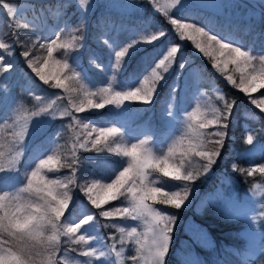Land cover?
<instances>
[{
	"label": "trees",
	"instance_id": "1",
	"mask_svg": "<svg viewBox=\"0 0 264 264\" xmlns=\"http://www.w3.org/2000/svg\"><path fill=\"white\" fill-rule=\"evenodd\" d=\"M223 1L221 9L198 2L172 10L168 15H165L164 11L160 12L158 9L148 7L146 3L140 6L142 8L139 12H128L130 14L128 15L124 11L125 7L114 6L108 0H98L96 3L93 1L86 6L87 19L84 21L83 47L69 50L68 53L70 64L77 68L81 77L66 79V91L65 88L51 87V81L48 85L44 84L28 66V60L22 53L28 51L35 64L37 58L46 55V49H41L39 45L50 43L56 39L57 35L61 37L58 42L70 39L73 30L82 19L85 8L79 6L78 0H8L17 8V19L9 18L6 11L0 12V42L10 44L12 51V55L8 56L5 50H0V55H4L6 62L13 65L12 70L0 74V151L7 154L13 146L12 133L16 130L10 126L13 120L20 122L17 127L23 126L28 121H31L32 125L25 139L24 151L18 157L16 166L18 171L0 174V184L3 185L4 190L13 191L23 187L26 183L24 178L27 172L46 155L53 153L60 155L65 164L72 159L71 153L73 144L77 140V134L82 140L88 129L85 130L77 125L69 127L72 124V116L60 115L66 106L72 109L68 103L70 99L74 100L76 105L84 101L86 111L84 113L73 111L72 114L83 118L85 123L93 126H117L122 130L128 128L138 134L141 131H147L151 139L160 141L174 137L180 142L181 151L188 147L186 126L191 117L186 113L192 102L199 94L203 95L204 101L201 108L209 109L203 110L208 111L206 114L210 113L214 117L219 115V110L224 108L225 100L221 98L223 96L233 104L229 127L224 130L226 131L224 145L219 148L220 155L216 158L217 162L212 165L211 170L201 175L190 186L192 190L185 206L181 209L168 207L170 213L177 216V220L174 224L173 239L166 257V264H187L185 259L177 255L180 243H187L200 264H264V219L255 225L260 235L256 240V245L251 248L248 246V250L244 235L246 223L229 218L220 211L206 209L204 205H200V209H194L197 202L203 201L206 192L221 185V174L219 173L228 162L239 165L240 159L237 157L239 146L236 136L242 122L254 123L253 125L258 130L257 143L261 151L264 150V113L260 112L259 108L251 102L252 99H264V88L248 94L241 92L237 86L240 84L241 77L240 73L235 71V67L230 64L228 72L213 67L210 56L201 53L191 40L180 39L179 33L169 19L171 17L181 22L193 23L203 27L210 34L240 45L244 50L256 56L264 55V12L257 11L243 0ZM255 2L264 11V4ZM231 4L234 5L232 8ZM25 21L31 27L17 28L18 23ZM159 30L165 32L164 37L151 45L141 43L125 58L122 70L113 72L111 65L115 62L116 50H120L136 38L137 33ZM105 39L112 42L114 49L105 43ZM175 45L180 47L177 61H186V68L180 69L178 63L173 64L150 103L125 101L119 107L112 104L106 105L103 109L87 106L85 92L100 93L101 89L108 87L109 84L114 89L119 90L123 87L127 90V85L122 82L133 79L136 82L135 86L138 87L139 82L145 76L151 75L155 63L163 58L167 49ZM62 55L63 50L55 51L54 59ZM256 64L258 66L259 61H256ZM45 71L51 74L56 71V66L50 63ZM228 75L234 77L235 83L227 80ZM37 97L40 99L37 100ZM87 98L99 100L100 96ZM44 106L54 108L55 119L51 116H31L32 111ZM169 112L174 116H170ZM214 130V127H209L205 131ZM181 137H184L183 141ZM92 138H95V133ZM120 138V135L116 137L117 142ZM206 139L211 140L215 137L206 136ZM216 147L214 144H207L209 150ZM156 148L159 150L157 146ZM75 150L77 157L81 160L78 165V177L81 178L102 179L112 170L113 164L126 159L116 156L114 152L86 151L78 146ZM261 151L252 158V161L263 160L264 151L263 153ZM201 163L203 161L198 158H192L191 170H199ZM50 174L58 179L66 180L71 178V169L63 166ZM222 175L231 185L240 184L238 188L244 184L237 170H225L222 171ZM159 177L162 178V176ZM255 178L264 182L262 173L255 175ZM166 179L174 186L179 183L169 178ZM80 182L84 183V180L81 179ZM239 191L242 189L239 188ZM2 194L3 192L0 191V195ZM73 194L78 206L83 202L96 214L99 224L96 231L100 238L102 236L106 238L110 234L120 237L117 229L111 227L113 223L121 224L126 230L130 227L129 220L124 221L120 218L106 220L99 216V210L92 208L87 196L79 188L73 189ZM120 203V200H117V203L110 201L104 205V208L116 207ZM260 203L263 205L264 216V194ZM184 220L192 222L193 232L190 231L191 226L186 227V223L182 224ZM105 225L108 226L105 227ZM199 234H202L205 240H201ZM61 240V252L58 256L66 253L65 260L68 264H75L78 260H87L85 257L78 256L77 252L70 251L72 248H80L81 245L66 243L67 237H62ZM253 247L256 249L252 253L250 249L253 251ZM125 252L129 253L130 248H126Z\"/></svg>",
	"mask_w": 264,
	"mask_h": 264
},
{
	"label": "snow or ice",
	"instance_id": "2",
	"mask_svg": "<svg viewBox=\"0 0 264 264\" xmlns=\"http://www.w3.org/2000/svg\"><path fill=\"white\" fill-rule=\"evenodd\" d=\"M156 2V0H154ZM90 0H78L79 6L85 8L82 19L73 30L70 39L58 42L61 37L48 44H40L41 49H46V55L37 58L34 64L30 58V53L25 51L22 55L28 60V66L36 73L39 79L46 85L51 83L53 88H65L66 79H78L81 73L76 67L70 64L69 50L83 47L84 21L87 19V9ZM182 5V0H166V7L163 9L165 15L177 6ZM158 10H160L158 8ZM7 13L12 20H16L17 8L8 0H0V12ZM171 24L179 33L180 39L191 40L195 47L205 56H210L213 67L229 71V65L235 67V71L240 73L239 90L245 94L256 92L264 88V55L256 56L240 45L234 44L230 40H224L215 34H210L203 27L193 23L181 22L179 19L169 17ZM11 27V24H9ZM31 27L26 21L17 24V28ZM63 31V29H61ZM15 34V33H13ZM165 36L163 30L151 31L138 34L126 46L115 51V62L111 65L113 72L122 70L125 58L130 55L141 43L153 44ZM105 43L114 49L111 41L105 39ZM35 46V45H33ZM0 50H5L8 56L12 55L11 45L0 42ZM63 50V55L54 59V52ZM179 45L171 46L166 54L151 70L150 76L139 82L135 86V80L124 81L127 90L121 87L114 89L111 84L101 89L100 93L85 92L86 103L89 108L103 109L106 105L116 104L118 107L125 101H140L148 104L152 101L154 94L158 90L160 83L166 78L173 64L178 63L180 69H185L187 62L177 61ZM219 57V58H218ZM256 61H259L257 66ZM56 66V71L48 74L46 69L49 64ZM13 65L7 63L4 55H0V74L12 70ZM69 73V74H66ZM227 80L235 83L234 77L228 75ZM67 91V89L65 88ZM75 91V89H73ZM100 96L99 100L87 98ZM61 99V97H57ZM224 108L219 110V115L211 119H198L195 114L191 115V120L187 124L188 147L177 152L175 144L169 145L167 150H157L154 142L149 138L140 139L138 142L124 140L119 143L116 137H123L119 127L91 126L85 123L84 119L73 115L84 113L86 108L84 101L76 105L74 100H69V105L60 113L61 116H72V124L90 131L84 133L81 140L77 134V140L73 144L70 161L62 162L60 155L55 153L41 158L35 168L30 170L25 176L26 183L23 187L6 191L0 184V264H68L65 255L58 256L61 252L62 237H67V242L79 244L80 248H72L70 251L77 252L78 256L87 258L86 261H76L75 264H125L124 259L126 248H130L134 254L127 256L131 264H166V257L169 254L172 242V233L177 216L168 213L156 205H164L174 209H181L189 200L191 185L207 174L216 158L220 155L219 148L224 145L226 130L229 127V117L233 104L227 101ZM40 97H37L39 100ZM252 104L264 113V99H252ZM55 102L53 101V104ZM170 116H174L169 112ZM32 117L51 116L56 118V111L51 106H44L31 112ZM198 121V122H197ZM7 123V121H5ZM18 120H13L11 127L16 128L12 133L14 139L12 147L6 154L0 151V174L16 172L18 157L24 151V143L27 135L31 131L32 122L23 126ZM209 127H214V131L206 132ZM223 129V130H222ZM95 133V138L93 137ZM206 136L215 137L208 140ZM183 141L184 137L180 138ZM248 145L254 144L253 135L249 134L245 141ZM214 144L217 147L213 150L207 148V144ZM89 145L91 147L89 148ZM115 145V147H114ZM77 146L86 151L114 152L116 156L126 158L112 165V170L102 179L90 177H78V165L81 163L76 154ZM264 151V150H262ZM179 157L177 160L176 157ZM192 158L203 161L200 169L193 171L190 168ZM67 166L71 169V178L61 180L51 178L47 174L58 171L59 167ZM233 170L237 166L233 165ZM241 172L245 169H239ZM248 176L255 172L264 174V165L258 168L246 170ZM169 178L171 181L179 182L172 188H165L161 185L156 176ZM114 177V178H112ZM83 179L84 183L80 180ZM79 188L87 196L92 208L99 210V216L106 220L120 218L121 220L141 222L144 231L133 226L126 230L124 226L113 223L111 227L116 228L120 233L119 244L113 243L110 247L102 245L96 247L99 242V235L96 229L99 224L96 214L87 208L83 202L77 205L74 198L73 189ZM120 200V205L114 209H105L104 205L110 201ZM108 225H105L107 227ZM95 232V234H94ZM116 240L115 237H109ZM108 249L105 251V249ZM115 254L117 258L112 261L110 257Z\"/></svg>",
	"mask_w": 264,
	"mask_h": 264
},
{
	"label": "rangeland",
	"instance_id": "3",
	"mask_svg": "<svg viewBox=\"0 0 264 264\" xmlns=\"http://www.w3.org/2000/svg\"><path fill=\"white\" fill-rule=\"evenodd\" d=\"M96 3L98 0H90V3ZM100 1H105V0H100ZM112 5L118 6V7H125V12L130 15L128 12H139L140 6H143L145 3L148 7L154 8V9H160L159 11L162 12L163 9L166 7V0H108ZM227 1V0H226ZM225 1V2H226ZM253 1H258L264 4V0H253ZM205 3L209 7H214L216 6V9H221L222 8V3L224 2L223 0H182V5L177 6V8L172 9L176 10L179 9L183 6L189 5V4H197V3ZM89 3V4H90ZM234 5L231 4L230 7L232 8ZM228 6H226L227 8ZM93 8V6H92ZM91 8V10H92ZM121 10V9H120ZM171 10V11H172ZM156 11V10H155ZM144 32L140 33L143 34ZM138 36V33H137ZM136 36V37H137ZM204 101V96L199 94L196 97V100L192 102L190 105V108L188 109L186 115L191 117L190 114H195L198 119H211V115L206 114L208 111L203 110L207 109L206 107L201 108L202 104ZM169 105V103H168ZM209 110V109H207ZM245 121V120H242ZM254 123H247V122H242V125L240 127L239 131L237 132L238 137V148L239 151L237 153V157L240 159L239 165L232 163H227L225 168L221 169V178L220 181L222 182L219 187L216 188H211L210 191L206 192L204 195L203 201L197 202L196 205L194 206V209H200V205H204L206 209H212L214 211H220L221 213H224L228 215L229 218H233L236 221H241L246 223V228L244 231V235L246 238L247 242V249L248 246L251 248L252 246L256 245V240L260 233L256 231L255 225L259 222H261L264 219L263 216V205L260 203V200L264 194V182L258 181L255 178V175L257 176L260 172H255L252 176L247 175V169L249 168H258L261 165H264V156L262 155V161H252V158L255 155L260 154L261 148L260 145L257 143V136H258V130H256V127L253 125ZM93 126V125H91ZM103 127H112V126H103ZM117 127V126H115ZM121 129V128H120ZM91 128L88 129L90 131ZM122 133L127 134L124 135L119 139V142L123 143L124 140H131V142H138L140 139H145L146 137L149 138L151 141L154 142V146H156L160 149H163L164 151L167 150V147L169 145L175 144V147L177 149V152L180 151V142L176 140V138L172 137L171 139L167 138L165 140H157V139H151L149 137V134H147V131L143 132L141 131L140 134L138 132H135L134 130L131 129H121ZM253 135L254 137V144L253 145H248L246 141L247 135ZM157 149V148H156ZM261 153H263L261 151ZM176 159L178 160L179 157L177 156ZM40 160V159H39ZM39 160L35 163L33 168H35L36 164L39 163ZM233 165L237 166V171L239 174H241V177L243 178V185L239 188L242 189V191H239L238 186L236 185H231L229 182H226V180L222 177V171H234L233 170ZM32 168V169H33ZM245 169V171L241 172L239 169ZM31 169V170H32ZM30 171V170H29ZM28 171V172H29ZM27 172V173H28ZM27 175V174H26ZM51 178H56L54 177L53 174L48 173L47 174ZM114 178V177H112ZM156 179L160 181L161 185L165 188H172L175 190V186L173 183H169L165 177L160 178L158 175L156 176ZM238 193V194H237ZM117 203V201H116ZM115 206H112L113 209ZM157 208L163 209L166 212L170 213V209L167 206L164 205H156ZM110 223V222H109ZM186 223V224H185ZM188 223V224H187ZM192 223V222H191ZM190 222H187L184 220L182 224H185L186 227H190V231L193 232L192 224ZM129 225L130 227L128 230H130L131 227L136 226L138 227V230L143 232L144 231V225L141 222H135L129 220ZM200 235L201 240H205V237L202 234ZM109 237H115L116 240L110 239ZM119 237L116 234H110L108 237H103L99 239V242L95 243L96 247H101L102 245H108L109 247L113 244L116 243V247L119 248ZM256 248L253 247V251L250 249V251L253 253ZM108 249L106 248L105 251ZM249 250V249H248ZM131 253V254H130ZM133 254V251L130 250V252H125L124 258L126 259L127 256H130ZM177 255L181 259H185L187 264H200L199 260L194 256V254L190 251V248L188 247L187 243H180L178 245L177 249ZM112 261H115L117 258L115 257V254L110 257ZM125 264H131V261L124 260Z\"/></svg>",
	"mask_w": 264,
	"mask_h": 264
},
{
	"label": "water",
	"instance_id": "4",
	"mask_svg": "<svg viewBox=\"0 0 264 264\" xmlns=\"http://www.w3.org/2000/svg\"><path fill=\"white\" fill-rule=\"evenodd\" d=\"M31 1H38V0H31ZM243 1L247 2L248 4H250L257 11L262 12V13L264 12L255 1H253V0H243Z\"/></svg>",
	"mask_w": 264,
	"mask_h": 264
}]
</instances>
